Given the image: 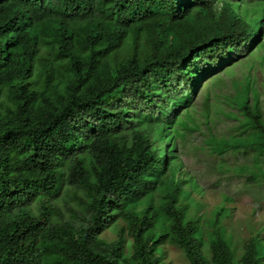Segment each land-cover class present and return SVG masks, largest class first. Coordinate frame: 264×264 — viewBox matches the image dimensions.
<instances>
[{"label":"trees","instance_id":"16d2710c","mask_svg":"<svg viewBox=\"0 0 264 264\" xmlns=\"http://www.w3.org/2000/svg\"><path fill=\"white\" fill-rule=\"evenodd\" d=\"M233 8L235 4H230L225 13L213 5L200 18L192 12L185 17L156 15L150 25L129 20L116 10L103 19L74 20L53 32L44 23L0 10V91L3 85L9 88L0 104V264H168L169 246L182 252L189 264H264V222L259 228L250 222L251 234L238 249L221 222L232 210L223 204L230 200L227 194L222 193V202L207 217L196 212L188 219L184 216L181 201L191 197L185 184L187 179L195 182L181 169L172 141L175 134L182 136L180 129L198 127L199 117L195 119L192 110L183 113L173 130L168 122L172 149L163 163L155 143L138 136L145 164L140 169L127 168L114 153L91 151L96 138L86 117V110H93L104 95L125 96L128 104L169 112L188 84L193 88V81L260 39L262 31L253 29L256 16L247 18L245 13L257 9L264 17V0L251 8L250 2L236 5L249 25ZM216 16L235 22L228 30L207 22ZM25 25L39 27L47 39L58 40L55 46L64 45L61 55L52 58L44 53L24 34ZM218 30L221 35H215ZM259 47H264V41ZM199 48H208L205 52L210 54L205 69L193 75L198 69L191 64L190 54L196 57ZM93 49L100 52L91 59L87 56ZM109 56L118 63L112 65ZM260 57L264 60V55ZM243 77L246 82L232 81L234 91L225 98L236 109L227 115L236 117L238 124L226 135L209 133L202 142L210 144V153L221 156L220 169L232 175L247 171L248 183L264 191V107L254 78L250 73ZM179 80L187 82L171 91ZM208 96L197 111L205 123L216 112L212 107L219 105ZM42 107L51 112L50 118H41ZM50 137L80 149L77 156L98 164L108 182L80 194L67 190L63 198L61 187L53 183L47 187L48 179L52 181L47 177L57 164L54 155L40 153L20 162L23 142L42 145ZM226 160L232 162L226 164ZM61 201L69 211H60ZM137 203L143 208L136 209ZM36 207L37 214L33 213ZM107 230L113 238L106 237Z\"/></svg>","mask_w":264,"mask_h":264},{"label":"clouds","instance_id":"9594fccd","mask_svg":"<svg viewBox=\"0 0 264 264\" xmlns=\"http://www.w3.org/2000/svg\"><path fill=\"white\" fill-rule=\"evenodd\" d=\"M246 2H250L251 8L254 6L257 0H172L170 5H167L165 0H0V10H10L20 14L25 18L44 23L45 27L53 32L54 30L60 29L61 25L63 24L64 26L69 27L70 23L74 20L81 21L82 19H88L90 17H93V19H103L104 16L111 14L116 10H120L122 14L127 16L129 20L150 25L152 24L156 15H166L170 18L173 16L185 17L189 12H192L198 18H200L201 16L205 15L213 5H215L222 12L224 11L227 13L230 4H235V8L233 9H236L235 12L241 16L242 20L247 25H249L251 24L249 19L244 18L242 12H239V9L236 8V5H241ZM200 9H204V12H201ZM245 15L247 18H251L253 15L256 16L258 23L257 25L253 26V29L259 33L262 31L260 34V39L256 41V43L249 49H244L241 51L242 53L239 56H234L225 64L217 67L213 72L205 74L198 80L193 81V88L192 84H188L187 87L189 88L184 92V96H179L177 100L174 101L175 106L174 108H171L169 112L163 114L155 107L147 106L143 109L140 106L128 104L127 101L123 100L125 96L121 95L116 97H108L107 95H104L96 103L93 110L87 109L86 117L92 126L94 132L93 136L96 138L95 144L91 151L114 153L129 169L144 168L145 164L138 147V136L142 134L145 141L155 143V146L157 147V155L161 159L162 163L165 162V158H169V153L175 142L176 160L181 163V169L190 174L184 168L181 160L179 159L180 143L178 139L181 137V135L175 134L173 137L172 146H170V135L173 134L169 128L168 122H171V127L173 130L175 127H177V121L181 118L183 113L189 110L193 111L192 115L195 118L194 113H198L197 111H199L202 104L207 103L205 97H207L209 94L203 89L205 88V83L209 77H212L211 83H214L217 77L221 78L219 75L222 72H229L234 60L243 55L249 56L254 54L257 48H260L259 46L261 42L264 41V21L261 22L264 17L260 14V10L257 9H249L248 13H245ZM231 21L235 22V19H226L221 16H216V18H210L207 20L208 23L213 22L216 26L225 30L230 28ZM51 27L54 29H51ZM22 31L24 34L30 36L33 41L39 45L42 50H44V53H47L50 57L57 58L56 55H61L62 47L64 45L55 46L59 41L57 40L54 42L47 39L45 37L46 31L41 32L39 27H32L30 25H25ZM221 33L222 31L218 30L217 34L215 35H221ZM1 38L2 32L0 31V40ZM205 49H197L196 53L198 55L196 57H194V53L190 54V59L192 61L191 64H193V67L198 69V72H195L193 75L200 74L205 69L204 62L207 61V56L210 54L205 52ZM98 52H100V50L93 49V53L89 54L87 57L92 59L91 56H95ZM66 57L67 58H65V60L69 57L76 58L75 55ZM201 58H205V60L200 61ZM262 60L263 59H261L260 63L263 62ZM108 61L112 65L118 63L117 60H115L112 56H109ZM240 63L243 65L248 63L247 69L252 66L254 67V64L250 59H246ZM247 73L252 74V70L248 69V71L242 76ZM183 75L184 74L181 73L182 78ZM185 82L187 81L179 80L174 86L171 87V91L175 87L185 84ZM3 86L5 87H3L0 91V104L2 101H5L6 89L8 88L6 85ZM207 88L209 89L210 86H207ZM192 89L193 92H191ZM201 90H203L202 101L198 104L197 93ZM175 95H177V93L173 91V97ZM169 97L167 100L170 101ZM189 99L191 101L184 105V103ZM71 109L77 110L79 107L73 106ZM50 113L51 112L46 107H42L41 118H50ZM144 114H150L151 116L146 117ZM185 130L189 129H180L182 136H184L186 133ZM23 145V155L20 164H24L28 160L34 159L40 153L52 154L56 157L57 164L52 167V170L47 177L51 178L52 181L50 182V179H48L49 184H47V187H49L51 183L61 187L60 195L62 198L65 197L64 192L67 190L77 191L80 194L81 191L86 192L92 187L108 182L106 173L101 170L98 164L88 160H83L80 155L77 156V152L80 149L73 148L69 144L57 142L50 137L42 145L30 142H23ZM190 175L193 176L192 174ZM193 178L195 184H193L191 181H188V179L185 184L186 188L190 189L191 191V197H187V199H183L181 201L184 202V216L186 219H188L190 216H193L195 212L200 215L201 213H199V210L204 204L193 194L194 192H203L202 188L197 183L198 179L194 176ZM44 181V177L41 176V185L44 184ZM87 187L89 188L87 189ZM57 201L59 203V198ZM35 204L38 205L39 202L36 201ZM197 204H201L196 207L198 209L195 208ZM60 205V211H69L68 208H64L62 206V201L60 202ZM142 208V205L137 203L136 209L139 210ZM33 213L37 214V207ZM119 225H124V227H126L124 222H120ZM259 226L254 227L259 228ZM111 233L113 234V232ZM261 234L263 235L262 231ZM230 237L232 239V236Z\"/></svg>","mask_w":264,"mask_h":264},{"label":"rangeland","instance_id":"374dc122","mask_svg":"<svg viewBox=\"0 0 264 264\" xmlns=\"http://www.w3.org/2000/svg\"><path fill=\"white\" fill-rule=\"evenodd\" d=\"M261 55H264V47L257 48L254 54L243 55L234 60L229 72H222L219 75L221 76V82L211 83L212 77H209L207 82L205 80L203 90L209 94L212 102L219 103L218 106L212 107V109H216V112L213 110L210 113L211 120L207 123H205V117L194 113L195 119L199 117L198 127L185 130L184 136L178 139L180 143L179 159L184 168L198 179L197 183L203 190L201 193H193L196 198L204 203L200 209L201 211L199 210L200 215L207 217L222 202V193L230 197V200H224L223 204L232 210L229 215L221 218V222L227 225L228 232L232 234V241L238 246V249L243 248V241L250 235V222L254 223V226H259L264 221V191L261 187H252L248 183L247 176L249 172L243 171L232 175L227 170L220 169L218 161L221 156L210 153L212 147L210 144L203 143L202 138L209 133L215 136L226 135L238 124L236 117L227 115L229 111L236 113V109L233 105H228L225 98L233 92L231 85L233 79L247 81L242 75L248 71V63L244 65L240 63L246 59H250L254 64L250 76L254 78V86L259 93L260 103L264 107V60L260 63ZM207 86H210V88L208 89ZM203 90L197 93L198 104L202 101ZM189 124L192 125L191 121H189ZM227 161L226 164L232 162ZM261 231L264 235V229H261ZM113 236L110 231H106V237L111 238ZM181 253L178 249L169 246L165 258L169 264H189L183 253Z\"/></svg>","mask_w":264,"mask_h":264}]
</instances>
